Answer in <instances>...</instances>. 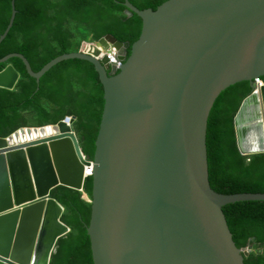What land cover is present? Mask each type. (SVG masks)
<instances>
[{
  "label": "water",
  "instance_id": "95a60500",
  "mask_svg": "<svg viewBox=\"0 0 264 264\" xmlns=\"http://www.w3.org/2000/svg\"><path fill=\"white\" fill-rule=\"evenodd\" d=\"M124 4L143 21L129 57L127 44L107 35L89 52L63 54L39 72L23 54L0 59H21L38 83L63 61L86 60L105 100L93 160L82 151L75 117L71 125L62 120L0 138V264H50L71 231L52 192L83 191L88 178L94 264H245L253 250L237 247L223 208L264 201V193L211 188L206 130L221 92L248 81L252 92L233 118L236 146L245 156L264 153V86L253 85L264 75V0H168L155 11ZM16 14L12 0L0 44ZM111 47L120 67L106 53ZM19 79L13 65L0 71L2 88ZM24 130L45 135L9 141Z\"/></svg>",
  "mask_w": 264,
  "mask_h": 264
},
{
  "label": "trees",
  "instance_id": "16d2710c",
  "mask_svg": "<svg viewBox=\"0 0 264 264\" xmlns=\"http://www.w3.org/2000/svg\"><path fill=\"white\" fill-rule=\"evenodd\" d=\"M140 10H156L168 0H129ZM125 0H15L14 25L0 44V59L23 54L35 72L53 59L78 52L85 40L98 42L113 35L128 46L139 39L143 21L127 12ZM12 0H0V36L9 25ZM13 65L20 79L13 89L0 87V138L22 128L56 125L75 117L73 126L81 148L93 160L104 110V86L95 66L80 59L63 61L38 83L19 58ZM264 84V75L260 76ZM252 92L250 82L229 86L215 100L206 130L208 174L211 188L220 194L264 193V153L245 156L238 151L233 125L242 100ZM87 196V197H86ZM52 197L65 207L62 221L71 231L61 238L50 264H94L88 226L91 220L92 178L83 191L58 186ZM238 248L253 246L245 264H264V201L224 206Z\"/></svg>",
  "mask_w": 264,
  "mask_h": 264
},
{
  "label": "built area",
  "instance_id": "2783aa9c",
  "mask_svg": "<svg viewBox=\"0 0 264 264\" xmlns=\"http://www.w3.org/2000/svg\"><path fill=\"white\" fill-rule=\"evenodd\" d=\"M106 53L108 54L111 62L116 63L118 67L121 66L122 62L117 59V53L118 52H117V50L114 47H111V49L109 51H106ZM253 85L256 88H260L261 86H264V84H263L262 80L260 79V77H255L253 79ZM71 120H72V117L68 116L63 121L66 122L68 125H71ZM51 126H53V125H51ZM85 169H86V172H87L86 176H91L92 173H93V167H86Z\"/></svg>",
  "mask_w": 264,
  "mask_h": 264
},
{
  "label": "bare ground",
  "instance_id": "6f19581e",
  "mask_svg": "<svg viewBox=\"0 0 264 264\" xmlns=\"http://www.w3.org/2000/svg\"><path fill=\"white\" fill-rule=\"evenodd\" d=\"M48 131H50V129H48ZM45 135V131H39V130H24V131H20L18 132L17 135L13 136L11 139H9V141L12 143L14 142H25V141H29V140H34L35 138ZM9 141H5V145L9 144Z\"/></svg>",
  "mask_w": 264,
  "mask_h": 264
},
{
  "label": "rangeland",
  "instance_id": "374dc122",
  "mask_svg": "<svg viewBox=\"0 0 264 264\" xmlns=\"http://www.w3.org/2000/svg\"><path fill=\"white\" fill-rule=\"evenodd\" d=\"M98 42H93L89 40H85L81 46H79V51L81 52H89L92 49V46H98ZM87 197V196H86Z\"/></svg>",
  "mask_w": 264,
  "mask_h": 264
}]
</instances>
